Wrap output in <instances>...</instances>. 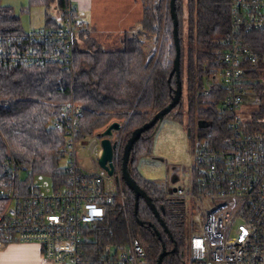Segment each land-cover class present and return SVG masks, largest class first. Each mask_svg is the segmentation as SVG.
Listing matches in <instances>:
<instances>
[{
    "label": "built area",
    "instance_id": "obj_1",
    "mask_svg": "<svg viewBox=\"0 0 264 264\" xmlns=\"http://www.w3.org/2000/svg\"><path fill=\"white\" fill-rule=\"evenodd\" d=\"M70 0L59 26L24 30L0 36V65L61 62L71 65L76 32L83 21ZM229 35L216 61L217 71L207 74L202 90L223 92L216 110L226 117L227 134L207 145L205 138L192 147L187 190L175 186L172 198L201 202L191 214L188 258L183 264H264V131L251 130L244 118L245 99L254 82L251 70L264 61V51L244 44L241 32L264 28V0H230ZM209 79L211 82L207 81ZM81 104L74 99L63 106L53 126L64 133L59 147L64 173L54 181L43 174L27 177L28 165L13 157L5 163L8 178L0 187L5 201L0 210V248L7 243H37L45 264H84V239L106 210L117 203L126 227V240L109 245L99 261L113 264H149L146 250L135 233L127 193L121 178V157L126 119L108 135L113 172L99 164L101 132L80 134ZM88 153L89 166L80 151ZM18 174H23L18 177Z\"/></svg>",
    "mask_w": 264,
    "mask_h": 264
},
{
    "label": "trees",
    "instance_id": "obj_2",
    "mask_svg": "<svg viewBox=\"0 0 264 264\" xmlns=\"http://www.w3.org/2000/svg\"><path fill=\"white\" fill-rule=\"evenodd\" d=\"M69 2L28 0V8L42 6L45 10L42 27L49 28L61 24ZM229 2L175 0L181 49L180 78L187 104L185 111L181 110L180 98L165 116H184L190 137L193 124L205 119L208 125L199 128L196 138H205L207 145L219 142L228 133L226 117L216 110L224 91L213 90L207 94L202 87L206 77L203 62L219 57L229 35ZM142 4L140 28L136 33L124 35L121 48L105 49L89 34L75 9L74 14L83 21V26L76 32L71 65L61 62L0 65V187L8 178L3 170L10 157L30 167L31 173L27 177L40 173L54 181L62 179L64 173L59 166L61 155L58 150L65 136L53 126V121L69 100L74 99L82 106L83 115L79 120L81 135L91 134L111 121L126 119L124 142L133 129L149 120L155 111L171 100L176 80L174 74L170 75L175 47L169 0H156L152 5L142 0ZM23 31L19 16L9 6L2 5L0 0V36H12ZM150 35H155L157 47L147 56L141 36ZM238 37L253 49L264 51V28L241 32ZM185 48L187 67L184 66ZM166 50L170 56L167 62L163 58ZM262 65L264 62L259 60V66ZM250 72L255 80L247 97L255 99L256 106L251 110V119L246 118L247 127L264 131V70L256 68ZM244 112H250L246 103ZM159 123L157 121L143 131L134 142L128 169L132 178L152 198L170 235L163 230L142 197L139 198L137 217L146 224L150 221L161 232L162 239L150 225L136 222L134 195L124 186L133 227L145 247L148 263H156L163 242L169 252L161 264H183L185 223L183 212L179 211L181 204L172 198L171 187L166 182L144 175L137 165L140 158L152 154V140ZM20 175L23 174H18V177ZM4 205L5 201L0 198V210ZM89 235L92 239L88 238ZM125 240L123 215L115 202L106 210L104 219L87 231L84 264H113L99 261L97 257L109 245L120 246ZM174 244L176 250L172 252L169 248Z\"/></svg>",
    "mask_w": 264,
    "mask_h": 264
},
{
    "label": "rangeland",
    "instance_id": "obj_3",
    "mask_svg": "<svg viewBox=\"0 0 264 264\" xmlns=\"http://www.w3.org/2000/svg\"><path fill=\"white\" fill-rule=\"evenodd\" d=\"M150 5L152 2L156 0H147ZM1 4L5 6H9L16 15L20 18L21 27L24 30H30L34 28L42 27L44 24V8L40 5H32L28 8V0H1ZM129 32L123 30L121 33L118 31L115 34L107 35L104 31L97 32V38L103 44L105 49H116L122 47V40L124 39V35ZM111 36V37H110ZM141 41L143 42L144 50L147 53V56H150L157 47L155 35H150L149 37L142 36ZM170 42L167 43V50L169 51ZM167 50L164 54V61H170V56L168 57ZM184 66L187 67L186 48L184 50ZM217 56L213 57L207 61L203 62V68L205 69V75L210 73H215L217 70L216 66ZM264 62V61H263ZM186 67L184 69V75L186 73ZM264 66H260L259 71L264 70ZM205 79V78H204ZM211 82L209 79H206ZM183 107L181 110L186 109V94L183 93L182 97ZM245 103L250 106V112L245 113V119H251V110L256 106L255 99L246 98ZM186 118L180 116H165L159 125L157 126L156 132L154 134L152 144V154L142 157L137 162L138 168L140 171L150 177L155 178L157 181L166 182V184L170 187L173 186H185V190H187L189 173L187 168L191 163V154L192 146H194L197 140V134L201 130L199 129L197 123L193 124L192 128V136L188 135L187 127H186ZM80 161L81 163L89 166V158L88 153L84 150L80 151ZM60 163H63V160L60 158ZM183 165V166H182ZM177 166L179 168L178 179L172 180L173 169L175 170ZM182 166V167H181ZM166 185V186H167ZM182 204L179 205V211L183 212L184 215V223H185V233L182 236L184 242V251L183 257L185 259L188 258L187 245H188V237L189 230L187 228V224L189 226L191 222V214L199 213L201 208V202L197 201L195 197H189L186 195L182 197ZM89 239H92V236H88Z\"/></svg>",
    "mask_w": 264,
    "mask_h": 264
},
{
    "label": "water",
    "instance_id": "obj_4",
    "mask_svg": "<svg viewBox=\"0 0 264 264\" xmlns=\"http://www.w3.org/2000/svg\"><path fill=\"white\" fill-rule=\"evenodd\" d=\"M169 11H170L171 19H172V35H173V41H174V47H175V55L172 61V68L170 70V75L172 74L175 75L176 86L173 90L171 100L164 107L155 111V113L152 115V117L149 120L145 121L139 127H136L135 129H133L129 137L126 139L123 145L122 157H121V178L124 184L133 192V195H134L133 213L135 215L136 222L139 225L144 224L143 221H141L137 217L139 198L142 197L147 203L150 210L159 220L161 226L163 227V230L170 235L164 220L160 217L159 212L154 202L152 201V198L149 195H147V193L137 184L135 179L132 178V176L130 175L129 169H128V163L130 160V151H131V148L134 142L140 137L143 131L152 127L157 121L161 122L164 116L168 114L172 110V108H174L175 105L180 101V98L182 96V81L180 78V50L181 49H180L179 36H178V18L176 14L175 0H169ZM197 125L198 127L203 128L208 125V122L205 119H199L197 121ZM118 128H119L118 121H112L101 132V136H102L101 144H102L103 150H102L101 156L99 157L98 161H99V164L108 171V173L113 172V163H112L113 145L108 135H111L112 130L118 129ZM176 179L178 178L175 177L172 180L174 181ZM172 191H175V186L171 187V192ZM147 224L152 226L158 238L162 239L161 232L157 228H155V226L151 222H148ZM175 248H176V245L174 244V247L170 251L173 252ZM168 252H169L168 249H166L165 244L162 242L161 251L158 254L155 264H161L163 257Z\"/></svg>",
    "mask_w": 264,
    "mask_h": 264
},
{
    "label": "crops",
    "instance_id": "obj_5",
    "mask_svg": "<svg viewBox=\"0 0 264 264\" xmlns=\"http://www.w3.org/2000/svg\"><path fill=\"white\" fill-rule=\"evenodd\" d=\"M84 27L96 39L98 31L107 35L129 30L136 33L143 16L142 0H72ZM111 37V36H110ZM142 37V36H141ZM103 45V44H102ZM0 264H45L37 243L11 242L0 248Z\"/></svg>",
    "mask_w": 264,
    "mask_h": 264
},
{
    "label": "flooded vegetation",
    "instance_id": "obj_6",
    "mask_svg": "<svg viewBox=\"0 0 264 264\" xmlns=\"http://www.w3.org/2000/svg\"><path fill=\"white\" fill-rule=\"evenodd\" d=\"M183 166V165H182ZM181 166V167H182ZM174 167H176V169L174 170L173 169V175H172V179L173 178H175V177H177L178 178V173H179V168L177 167V166H174ZM150 222V221H149ZM143 225H146V226H148V224H146V223H144ZM151 228H153L152 226H150ZM156 228V227H155ZM153 230H154V228H153ZM154 232H155V230H154ZM174 246H171L169 249L171 250L172 248H173ZM176 250V248L173 250V251H175Z\"/></svg>",
    "mask_w": 264,
    "mask_h": 264
}]
</instances>
